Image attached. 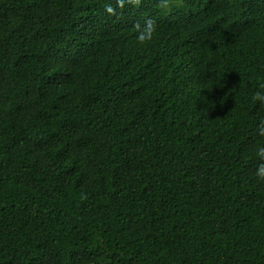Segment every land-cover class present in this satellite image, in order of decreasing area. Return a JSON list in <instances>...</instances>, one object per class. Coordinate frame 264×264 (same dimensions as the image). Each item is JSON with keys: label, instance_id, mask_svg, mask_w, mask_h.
I'll return each instance as SVG.
<instances>
[{"label": "trees", "instance_id": "trees-1", "mask_svg": "<svg viewBox=\"0 0 264 264\" xmlns=\"http://www.w3.org/2000/svg\"><path fill=\"white\" fill-rule=\"evenodd\" d=\"M257 90L264 0H0V264H264Z\"/></svg>", "mask_w": 264, "mask_h": 264}, {"label": "clouds", "instance_id": "clouds-1", "mask_svg": "<svg viewBox=\"0 0 264 264\" xmlns=\"http://www.w3.org/2000/svg\"><path fill=\"white\" fill-rule=\"evenodd\" d=\"M154 31H155L154 23L151 20L147 21L146 27L139 34L138 37L139 40L141 42L145 40H150L152 38ZM252 99L253 101L257 102L262 108H264V90H257L253 94ZM259 132L260 134L264 135V123L261 124L259 128ZM256 155L260 163L258 164L254 174L258 180L264 181V145L257 146Z\"/></svg>", "mask_w": 264, "mask_h": 264}]
</instances>
